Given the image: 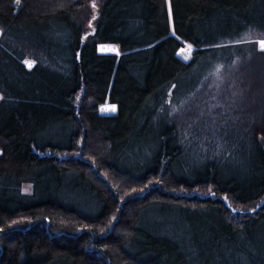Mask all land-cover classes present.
Wrapping results in <instances>:
<instances>
[{
    "label": "trees",
    "instance_id": "obj_1",
    "mask_svg": "<svg viewBox=\"0 0 264 264\" xmlns=\"http://www.w3.org/2000/svg\"><path fill=\"white\" fill-rule=\"evenodd\" d=\"M95 1L0 0V264H264V0Z\"/></svg>",
    "mask_w": 264,
    "mask_h": 264
},
{
    "label": "rangeland",
    "instance_id": "obj_2",
    "mask_svg": "<svg viewBox=\"0 0 264 264\" xmlns=\"http://www.w3.org/2000/svg\"><path fill=\"white\" fill-rule=\"evenodd\" d=\"M98 1L100 2L101 0H96L94 4H96ZM92 8H93V11H94L93 5H92ZM93 21H94V17L90 21V23L88 25L89 27H87L86 32H88L90 30V28H92ZM259 48H260V46H259ZM99 50H100L101 53H117V54H119L117 47L116 46H112V45H103V46H100ZM192 51H193L192 50V47L189 48L188 45H187V46H185L184 48H182L179 51V56L183 60L189 61L190 58H191V55H192ZM26 61L28 62V63H25L27 67H29V64H31V67H33L34 63L32 61H30V60H26ZM113 108L115 109L114 111H113ZM101 110L104 113H107V114H114V113H116L117 108H116L115 105H112L110 103H106V104H104L102 106Z\"/></svg>",
    "mask_w": 264,
    "mask_h": 264
},
{
    "label": "snow or ice",
    "instance_id": "obj_3",
    "mask_svg": "<svg viewBox=\"0 0 264 264\" xmlns=\"http://www.w3.org/2000/svg\"><path fill=\"white\" fill-rule=\"evenodd\" d=\"M93 7H95V5H93ZM257 43L259 44L260 49H261V50H264V40L257 41ZM188 47L191 48V45H189ZM25 63H28V62L25 61ZM29 67H31V64H29ZM114 110H115V109L113 108V111H114Z\"/></svg>",
    "mask_w": 264,
    "mask_h": 264
}]
</instances>
